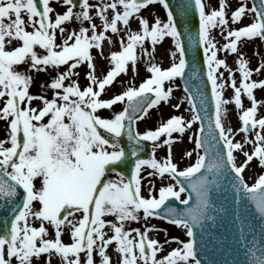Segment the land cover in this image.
<instances>
[{"label":"snow or ice","instance_id":"6c2138e0","mask_svg":"<svg viewBox=\"0 0 264 264\" xmlns=\"http://www.w3.org/2000/svg\"><path fill=\"white\" fill-rule=\"evenodd\" d=\"M57 2L65 11L55 14L53 20L50 0H0V101L3 105L0 121L7 125L6 138L0 139V264H33L34 258L39 261L42 255H45L44 264H50L53 254L60 264H82L81 253L85 254L83 264H94V253L99 257V264H112L106 252L112 245L117 264H264V173L251 185L242 175L254 158L264 169V135L261 134L264 117L256 118L257 102L253 97V89L264 88V80L250 79L253 71L258 74L264 70V63L249 70L242 55L238 57L235 63L240 83L236 87L225 60L217 59L218 50L237 53V42L241 38L258 37L264 43V0H253L251 7L247 6V0H240L239 6L231 12L232 23L239 22L245 15L252 20L233 30H227L225 0H218V10L208 13L202 0L178 3L179 15L194 5L199 17L195 35L178 30L177 17L168 0ZM155 4L162 6L166 20L155 17L149 24L139 13ZM77 6L79 10H74ZM93 11L101 22L99 31L93 23ZM133 17L138 21L139 31L129 30ZM73 19L80 25L79 29L67 31L65 37L66 29L62 25ZM216 27L226 31L225 41L232 38L220 49L210 37ZM122 29L126 35L120 37L119 51L103 57L102 42L113 44L105 34L119 35ZM57 30L61 34L59 44L56 43ZM166 37L171 38L175 49L170 53L169 67L161 69L148 61L146 71L151 75L138 87L128 86L111 99H99L106 86L119 74L127 72V65L131 64L135 74L138 47L148 57L145 42L154 46ZM184 41L189 48L198 44L204 54L211 111L200 86L193 84L200 79L194 66L185 77L188 61ZM13 43L16 46L9 49ZM37 47L42 53L35 50ZM91 49L98 50L111 65L99 79L94 75ZM81 64H86L89 70L85 76L88 84L83 90L72 79L79 76L75 70ZM20 65L27 68L19 71ZM61 66H66L63 72L59 71ZM220 67L229 73L227 80L233 88L231 100L222 98L225 82L222 72L217 75ZM48 69L56 70L47 85L53 91L52 99L30 95L32 77L29 73ZM177 78L184 84L190 118L172 115L155 130L136 132L138 120H143L149 110L162 101H169L173 92L171 85ZM66 80L69 81L67 86ZM166 83L169 86L165 89ZM242 92L251 107L239 114L241 127L237 131L244 133V144H253V151L251 154L244 151L245 159L237 165L234 152L242 150L243 144L233 142L231 137L235 134L230 127L225 129L222 117L225 105L230 102L241 110ZM33 100H40L41 106L31 107ZM118 103L124 105L123 110L110 118L96 114ZM179 107L180 104L173 105L175 109ZM194 124H199V128L192 131ZM186 130L192 131L188 139L194 143V148L183 155L191 157L195 152L196 158L181 170L172 162L171 145L176 142L173 134L183 136ZM249 134L252 140L248 139ZM125 136L127 149L121 146ZM162 136L165 138L160 143ZM145 141L152 144L153 154L155 149L168 145L167 158L162 161L154 155L140 158ZM129 154L135 159L129 177L125 178L117 171V166L127 163ZM145 168L151 171L142 177L140 173ZM110 173L117 178H107ZM165 175L175 181V185L160 187L155 196L153 185L147 198L141 195L142 179L151 176L159 179ZM224 180L235 194L234 211L217 206L212 196L214 190L219 193ZM185 192L181 199V193ZM171 199L182 207L166 204ZM105 217L113 219L106 221ZM150 217L175 225L186 237L185 240H166L165 243L174 242L177 247L160 258L157 256L162 245L148 237V232L154 228L125 230L126 223L147 221ZM32 220L38 221L39 227H33ZM46 224L54 230V239L46 238L49 235ZM65 228L69 231L70 244L61 239ZM221 229H224L223 239ZM225 246H236L238 258L231 262L203 259Z\"/></svg>","mask_w":264,"mask_h":264},{"label":"rangeland","instance_id":"374dc122","mask_svg":"<svg viewBox=\"0 0 264 264\" xmlns=\"http://www.w3.org/2000/svg\"><path fill=\"white\" fill-rule=\"evenodd\" d=\"M93 3H96L97 0H92ZM202 2L205 4V11L206 13L210 12L211 10H218V0H202ZM226 3V9H225V19L227 20V30H233V29H239L240 27H243L247 24H249L252 20V17L249 15H245L241 18V20L235 24L232 23L231 21V12L235 10L239 4L240 0H225ZM58 5H61L60 3L57 2V0H50V6L52 8L60 7ZM247 6L251 7L250 0H247ZM63 8V7H62ZM65 8V7H64ZM57 12L62 14V9L57 8ZM140 16L143 18L147 19L149 24L154 22L155 17H159L162 21L166 20V17L164 16L160 5L155 4V5H150L147 8L141 10L139 13ZM23 18L26 20V15L22 13ZM108 17L109 19L111 18V11L108 12ZM75 20L73 19L72 22ZM70 22V23H72ZM93 23L96 24V26H100L101 22L99 21L98 23L95 22V18L93 17ZM69 23L66 22L64 24L65 28H68ZM63 26V25H62ZM79 24L77 23V29H79ZM84 26L87 27V22L84 23ZM28 31H31L30 28L27 29ZM100 28H97V31H99ZM129 30L131 31H139L138 27V21L136 18H130V25H129ZM58 32V30H57ZM90 34V33H89ZM226 31L222 32L221 27H216L213 28L210 32V37L213 39V42L216 46L217 49H220L223 44L230 42L232 38H229V41H225L223 39V36L226 35ZM108 36L112 41L113 44L109 45L107 41L102 42V49H103V57H107L108 54L111 52L119 51V40L120 37L126 35V31L124 29L121 30L119 35L113 34L111 32H107L105 34ZM61 40V37L58 36L56 33V43L58 44ZM15 43L9 45V49L12 47H15ZM144 48L149 52V56L145 57L139 47L136 50V54L138 56L137 64H136V72L133 74L132 71V66L131 64L127 65V72L126 73H121V76L117 78L116 80L113 81L111 85H108L107 88L104 89V93L101 94L99 99L105 100L107 98L111 99L114 95L120 94L122 91L125 90L126 87L128 86H136L138 87L140 83L143 82V80L147 79L150 77V73L146 71V67L148 66V61H152L156 63L161 69H164L168 66H170L172 62V57L170 53L174 52V46L171 42L170 37H166L162 42L156 45H152L149 42H145ZM237 53H230L228 50L224 51H217V59H222L225 60L227 68L232 71L233 79L235 81L236 87H239L240 83V75L238 71V67L235 63L236 59L242 55L243 59L246 61L247 67L249 70H255L257 67H259L262 63H264V43H262L259 38H253L251 40H248L247 38H241L240 41L237 42ZM38 53H42L41 49L38 47L35 49ZM91 55H93L95 59L96 66L98 65L99 68L97 69L98 76L99 75H104L107 73V71L110 69V63L107 59L102 58L101 54L98 50L96 49H91ZM102 62L104 63V69L102 68ZM106 64V67H105ZM19 68H22V71H24L27 67V65H20L18 66ZM109 67V68H108ZM65 70V67H60L59 71L63 72ZM76 72L79 73L78 77H72L73 80L76 81V83L79 85L80 89L83 90L84 87L87 86L88 82L85 79L87 70H86V65L81 64L76 70ZM223 73L224 75V82H225V89L222 91V98L231 100L233 96V88L230 85V82L227 80L228 77V71L225 70L224 67H220L217 69V75L219 73ZM39 72H31L29 75L32 77L31 84L29 87V94L33 96H39L38 93L35 92V90H42L41 88V83H38L37 74ZM41 73V72H40ZM44 74V82L47 90L49 91V94L47 96H44L47 99H52L53 96V91L47 87V85L50 83L51 79L54 78L56 74L55 69H48L47 71L43 72ZM252 81H260L264 80V70H261L258 74L253 71V75L250 77ZM69 81H65L64 84L67 86ZM169 85L166 83L165 84V89ZM173 87V92L170 95L169 101L167 103H164L163 101L154 107L153 109H150L148 114L145 116L143 120L140 121L138 124V132L143 133L145 130H155L156 127L159 126L160 123L163 121H166L168 118H170L172 115H179L182 116L185 119L190 118V112L188 111L189 105L186 102V96L184 93L181 91L180 87L178 86V83L175 81L172 85ZM32 88V89H31ZM32 91H31V90ZM253 97L257 102V113H256V118H261L264 117V88H256L253 89ZM175 104H180L179 109L173 108V105ZM2 101H0V107H2ZM31 107L33 108H39L41 106V101L40 100H33L30 104ZM124 105L123 104H116L114 105L111 109H101L97 111V115H99L102 118H110L113 113L118 112L123 110ZM251 107V102L247 99L246 96L243 95V92L241 94V110L238 111L234 105V103H229L225 105V115L227 118V121L230 122L232 121L234 123V128L229 126L230 124L227 123L223 119V124L225 129L231 128L232 132L235 135H238L239 137H235L234 135L231 137L233 142H240L243 144V148L240 151L234 152V156L236 158L235 162L237 165H240L243 163L245 157L243 156V152L246 151L249 154L253 151V144H244V133H240L237 130L241 127L240 121L238 119L239 114H242V110H246L247 108ZM262 107V111H260ZM261 113L259 115L258 113ZM45 118V122H46ZM6 123L4 121H0V139H5L6 138ZM197 129L196 125H193L192 131H195ZM192 131H187L181 136L180 134L174 133L173 134V139L174 142L171 145V158L172 162L175 163L178 167V169H184L185 167L189 166L190 164L194 163L195 158H196V153L193 152V155L191 157H185L183 154L185 151H192L194 148V143L190 142L188 137L192 135ZM261 130V134H262ZM165 137L160 138V143H162L163 139ZM249 140L253 139V136L249 134L248 136ZM5 146H8L7 144ZM168 145H162L160 148L155 149L154 156L155 159L158 161H162L163 158H167L168 156ZM151 171L150 169L145 168L142 170L140 175L142 177L147 176V173ZM264 172V169L258 166V161L254 158L249 164L246 166L244 172H243V177L246 183L249 185L253 184L255 182V179L260 175L261 173ZM107 178L110 179H115L110 176ZM149 181H151V184H149ZM170 180L166 177L164 178H157L156 176H151L148 177L147 179H142L141 184H142V189H141V194L145 198H147L148 195V190L150 187L154 185L153 189V195H158V190L162 186H166L171 183H169ZM37 187H39V183L37 182ZM142 216V213H141ZM77 219L79 218V214L76 217ZM106 221H111L113 218L112 217H105L104 218ZM33 227H39V222L32 220L31 221ZM169 226V225H168ZM45 227L48 230L49 235L46 237L47 239H54V230L49 226L45 225ZM145 227H151L154 228L155 230L149 231L148 237L150 238V234H152V238L155 239L156 235H160L159 238L156 240L162 245V250L158 253L157 258L161 257V254L164 252L165 254L169 251L171 248H175L176 245L172 243H165V241H169V239H172L174 237L182 238V233L180 231H177L179 228L177 227H172L174 229H171V227H167L162 225L161 222H156L151 219H148L147 221H144L141 219L139 222H129L125 224V230L129 229H135L139 228L141 231L144 230ZM104 231L108 234L111 235L110 230L105 228ZM174 234H173V232ZM170 232V235H169ZM133 235H135L133 233ZM62 242L65 244H70L71 243V238L69 235V231L67 228L64 229L62 236H61ZM114 245L109 246L108 249L106 250L107 254L112 260V264H117V254L113 251ZM85 254L80 256L81 262L83 264ZM45 260V255H42L39 261H37L35 258L33 260V264H44ZM50 264H60V261L57 257H55V254H53V257L50 261ZM96 264H99V262L96 260Z\"/></svg>","mask_w":264,"mask_h":264},{"label":"water","instance_id":"95a60500","mask_svg":"<svg viewBox=\"0 0 264 264\" xmlns=\"http://www.w3.org/2000/svg\"><path fill=\"white\" fill-rule=\"evenodd\" d=\"M177 21H178V24H180V21L179 20H177ZM194 34H196V31L194 32ZM234 198H235V194H234V192H232L230 190V188H228L227 191L226 190L223 191L222 195L220 196L221 200H226L228 202H233L232 207L230 208V210H232V211H234V209H235ZM174 207H176V206H174ZM232 249H234V250H232V252L235 253L236 258H238L236 246L232 247Z\"/></svg>","mask_w":264,"mask_h":264},{"label":"bare ground","instance_id":"6f19581e","mask_svg":"<svg viewBox=\"0 0 264 264\" xmlns=\"http://www.w3.org/2000/svg\"><path fill=\"white\" fill-rule=\"evenodd\" d=\"M260 111H262V107H261ZM260 111H259V113H258L259 115H261ZM224 119H225V121H226L227 123L230 124L229 126H231L232 128H234V123H233L232 121L228 122L226 116H224ZM262 135H264V130L262 131ZM220 236H221V239H223V234H221ZM159 237H160V235L157 234L156 237H155V239H157V238H159ZM150 238L152 239V234H150ZM225 247H227V246H225ZM94 255H95V254H94ZM164 255H165V253L163 252V253L161 254V257L164 256ZM83 257H84V256H83ZM84 258H85V257H84ZM96 260L99 262V257H98V256H96Z\"/></svg>","mask_w":264,"mask_h":264}]
</instances>
